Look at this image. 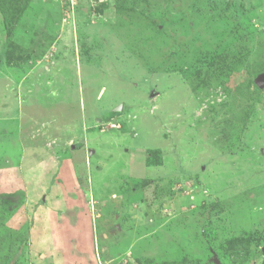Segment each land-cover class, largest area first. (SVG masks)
I'll return each mask as SVG.
<instances>
[{
  "label": "rangeland",
  "instance_id": "1",
  "mask_svg": "<svg viewBox=\"0 0 264 264\" xmlns=\"http://www.w3.org/2000/svg\"><path fill=\"white\" fill-rule=\"evenodd\" d=\"M31 4L10 56L0 13V264H264V0Z\"/></svg>",
  "mask_w": 264,
  "mask_h": 264
},
{
  "label": "trees",
  "instance_id": "2",
  "mask_svg": "<svg viewBox=\"0 0 264 264\" xmlns=\"http://www.w3.org/2000/svg\"><path fill=\"white\" fill-rule=\"evenodd\" d=\"M31 5H32L31 0H0V13L2 17L4 18L5 24L7 25V28H8L7 29V40L9 39L8 41H10L9 49H8L9 56L11 54V48L17 49V46H18L16 43L12 42L11 40V37L15 33L17 23L20 21L22 16L28 11ZM249 57H250L249 54L237 56L233 59L226 57L222 61L221 66L223 68L228 67V66L235 67L239 61H241V63L239 62V64L243 65ZM263 70H264V63L263 64L260 63L256 65V70H255L256 74ZM246 249L248 251V248ZM228 250L229 252H232L233 254H238L237 252H235V250L232 247H230V249Z\"/></svg>",
  "mask_w": 264,
  "mask_h": 264
},
{
  "label": "water",
  "instance_id": "3",
  "mask_svg": "<svg viewBox=\"0 0 264 264\" xmlns=\"http://www.w3.org/2000/svg\"><path fill=\"white\" fill-rule=\"evenodd\" d=\"M261 81H264V73H261V74L257 77V79H256V82H257L258 84H260ZM260 85H262V83H261ZM263 85H264V84H263ZM120 109H121V108H120Z\"/></svg>",
  "mask_w": 264,
  "mask_h": 264
}]
</instances>
